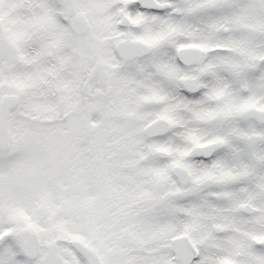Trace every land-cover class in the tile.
<instances>
[{"label": "snow or ice", "instance_id": "snow-or-ice-1", "mask_svg": "<svg viewBox=\"0 0 264 264\" xmlns=\"http://www.w3.org/2000/svg\"><path fill=\"white\" fill-rule=\"evenodd\" d=\"M0 264H264V0H0Z\"/></svg>", "mask_w": 264, "mask_h": 264}]
</instances>
